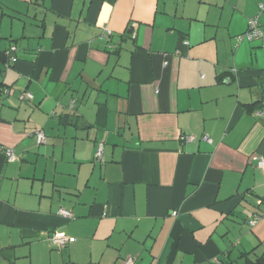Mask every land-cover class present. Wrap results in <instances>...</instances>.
Returning a JSON list of instances; mask_svg holds the SVG:
<instances>
[{"label": "crops", "instance_id": "1", "mask_svg": "<svg viewBox=\"0 0 264 264\" xmlns=\"http://www.w3.org/2000/svg\"><path fill=\"white\" fill-rule=\"evenodd\" d=\"M260 4L0 0V264H55L54 232L81 264L260 257L264 42H236Z\"/></svg>", "mask_w": 264, "mask_h": 264}, {"label": "built area", "instance_id": "2", "mask_svg": "<svg viewBox=\"0 0 264 264\" xmlns=\"http://www.w3.org/2000/svg\"><path fill=\"white\" fill-rule=\"evenodd\" d=\"M258 9H259L258 14L247 20V30L244 34L237 37V43L242 42L244 39H246L248 41L261 40L262 42H264V36H263L262 31H261L260 23H259V16H260V13L264 11V4H260L258 6ZM103 35L109 36L110 32L108 30H104ZM15 50H16V48L14 46H11L7 52L9 54V57H10L9 58V64H12L15 62V57L12 55L13 52H15ZM5 67H7V66H5ZM7 93H8V91L4 90L3 94L6 95ZM32 98H33V96L29 92L20 93V95L18 96L19 101H31ZM35 137L37 140V144L42 145V144L46 143V138H45V135L42 131H36ZM181 140H183L184 142H191L193 140V137L189 136V135H185V136L181 137ZM102 150H103L102 144H98L97 148H96L95 155H94V158L96 160L102 161V157H103L102 156ZM7 157H8V160L14 159V156L9 151H7ZM252 161L254 163L255 168L264 172V158L263 157L253 158ZM59 215H61L64 218H67V219L71 218V213L67 212L65 210H60ZM173 215H175V213H173ZM257 220H258V218H255L253 221L249 222V225L250 226L254 225ZM48 241L54 247L60 248V247L65 246L66 244L73 243L74 238L68 237L62 233L54 232L49 236ZM120 264H135V259L128 257V258H125L124 260H122Z\"/></svg>", "mask_w": 264, "mask_h": 264}, {"label": "rangeland", "instance_id": "3", "mask_svg": "<svg viewBox=\"0 0 264 264\" xmlns=\"http://www.w3.org/2000/svg\"><path fill=\"white\" fill-rule=\"evenodd\" d=\"M262 31V30H261ZM263 33V31H262ZM264 36V34H263ZM238 37V36H237ZM237 37H236V42H237ZM246 40V39H244ZM248 41V40H246ZM261 41V40H259ZM262 42V41H261ZM97 148V147H96ZM96 148H95V152H96ZM95 152L93 153V159H94V163L99 165L98 163H101L102 161H99V160H96L94 158V155H95ZM97 162V163H96ZM68 212V211H67ZM49 247L52 248L50 246V243H49ZM53 249V248H52ZM60 250V251H59ZM35 251H38V253L40 252L37 248L35 249ZM53 252L55 253V264H72V263H75V264H81L83 262H81L84 258L83 257H79V254H78V250L74 249V250H69L68 248H63L62 249H53ZM71 256V257H70ZM69 257L72 259L71 263H70V260H69Z\"/></svg>", "mask_w": 264, "mask_h": 264}, {"label": "trees", "instance_id": "4", "mask_svg": "<svg viewBox=\"0 0 264 264\" xmlns=\"http://www.w3.org/2000/svg\"><path fill=\"white\" fill-rule=\"evenodd\" d=\"M104 36V35H103ZM110 36V35H109ZM109 36H104L105 38H108ZM12 45H10V47H11ZM9 47V48H10ZM15 47V46H14ZM16 48V47H15ZM9 50V49H8ZM8 50L7 51H5V53H3V64H4V66H7V68L8 67H10L11 66V64H9V54L7 53L8 52ZM16 51V50H15ZM13 54H14V52H13ZM12 54V55H13ZM14 56V55H13ZM13 64V63H12ZM1 93H4V90H1ZM8 94V93H7ZM6 94V95H7ZM19 96V95H18ZM28 102V101H27ZM36 131H41V130H36ZM35 131V132H36ZM35 132H34V136H35ZM46 138V137H45ZM35 140H36V137H35ZM36 142H37V140H36ZM53 246V245H52ZM54 247V246H53ZM243 264H264V252H263V254L260 256V257H258V258H256L255 260H250V259H245V261H244V263Z\"/></svg>", "mask_w": 264, "mask_h": 264}]
</instances>
